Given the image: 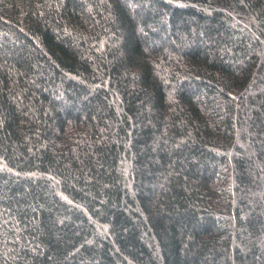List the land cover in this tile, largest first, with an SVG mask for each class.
<instances>
[{"label":"trees","instance_id":"1","mask_svg":"<svg viewBox=\"0 0 264 264\" xmlns=\"http://www.w3.org/2000/svg\"><path fill=\"white\" fill-rule=\"evenodd\" d=\"M0 264H264V0H0Z\"/></svg>","mask_w":264,"mask_h":264}]
</instances>
